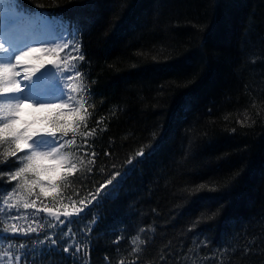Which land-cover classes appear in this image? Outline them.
<instances>
[{
  "label": "trees",
  "instance_id": "1",
  "mask_svg": "<svg viewBox=\"0 0 264 264\" xmlns=\"http://www.w3.org/2000/svg\"><path fill=\"white\" fill-rule=\"evenodd\" d=\"M19 1L32 8L33 27L39 10L75 30L95 104L89 127L104 118L94 171L72 190L86 196L142 147L157 150L72 225L75 241L62 237L47 251L36 234L9 237L0 254L24 256L21 264H127L139 235V264H264V0ZM166 66L175 70L159 71ZM200 184L219 191L196 196L229 194L196 200L189 190ZM42 222L39 240L58 232ZM75 242L87 254L59 250Z\"/></svg>",
  "mask_w": 264,
  "mask_h": 264
},
{
  "label": "snow or ice",
  "instance_id": "2",
  "mask_svg": "<svg viewBox=\"0 0 264 264\" xmlns=\"http://www.w3.org/2000/svg\"><path fill=\"white\" fill-rule=\"evenodd\" d=\"M4 7L8 13L0 16V23L4 26V34L0 35V181L5 187L0 189V214L5 217V222L0 228V239L36 234L38 243L46 245L45 250L57 251L62 237L76 240L72 225L86 218L91 208L114 198V193L135 171L136 165L145 163L156 152L157 145H149L147 150L142 147L134 156H129L122 169L111 172L102 183H98L94 192L80 196L79 190H72L81 175H90L94 171L97 156L94 140L98 132L106 130L99 127L103 117L95 121V127L88 124L95 104L91 102V84L87 82L86 74L80 71L85 55L80 43L74 39L75 30L69 31L68 21H61L63 33L56 38L19 46L11 26L25 10L16 0H7ZM41 15L45 20L49 19ZM69 36L73 39H66ZM174 70V66L159 69ZM48 77L53 78L51 82H47ZM188 96L185 93L181 99L186 100ZM25 109L31 110L29 119L24 118ZM247 119L245 116V121L238 123L244 126ZM104 155L110 153L105 151ZM206 188L207 185L200 184L189 191L196 200L219 199L229 194L196 196ZM208 191L218 192L219 189L208 188ZM21 219L27 222L26 226L17 223ZM45 220L48 228H57L58 232L45 234V239L39 240L45 227L42 221ZM95 223L96 218H93L92 224ZM88 230H93L91 224ZM144 231L140 229V232ZM122 239L117 236L113 243L119 244ZM137 241L139 245L146 243L139 235L132 238L128 254L132 259L127 264L140 262L139 254L144 249L137 245ZM26 247L24 243L19 245L20 249ZM59 250L73 257L82 252L87 254L81 242L67 244ZM4 257L11 258L9 264L12 260L21 264L25 258L21 255L12 257L10 251H5L0 254V264H5ZM104 259L107 261L109 257ZM116 264H126V261L121 257Z\"/></svg>",
  "mask_w": 264,
  "mask_h": 264
},
{
  "label": "rangeland",
  "instance_id": "3",
  "mask_svg": "<svg viewBox=\"0 0 264 264\" xmlns=\"http://www.w3.org/2000/svg\"><path fill=\"white\" fill-rule=\"evenodd\" d=\"M11 32L15 35L19 46H23L24 44L35 41V40H40V37H42V34H40L38 35V38L34 39L33 36H31L30 34H27L26 29H21L19 25L16 23H14L11 26ZM3 34H4V26H3V23H0V35H3ZM30 112H31L30 109H25V112H24L25 119L30 118V115H29Z\"/></svg>",
  "mask_w": 264,
  "mask_h": 264
}]
</instances>
